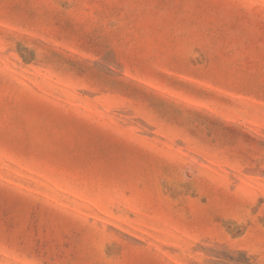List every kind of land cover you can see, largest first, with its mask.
I'll return each mask as SVG.
<instances>
[{"label":"rangeland","instance_id":"rangeland-1","mask_svg":"<svg viewBox=\"0 0 264 264\" xmlns=\"http://www.w3.org/2000/svg\"><path fill=\"white\" fill-rule=\"evenodd\" d=\"M0 264H264V0H0Z\"/></svg>","mask_w":264,"mask_h":264}]
</instances>
